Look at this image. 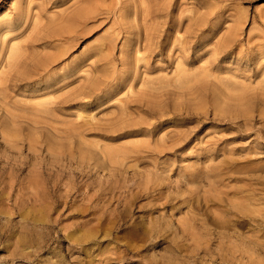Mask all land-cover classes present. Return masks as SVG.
I'll use <instances>...</instances> for the list:
<instances>
[{
	"label": "rangeland",
	"instance_id": "1",
	"mask_svg": "<svg viewBox=\"0 0 264 264\" xmlns=\"http://www.w3.org/2000/svg\"><path fill=\"white\" fill-rule=\"evenodd\" d=\"M0 264H264V0H0Z\"/></svg>",
	"mask_w": 264,
	"mask_h": 264
},
{
	"label": "bare ground",
	"instance_id": "2",
	"mask_svg": "<svg viewBox=\"0 0 264 264\" xmlns=\"http://www.w3.org/2000/svg\"><path fill=\"white\" fill-rule=\"evenodd\" d=\"M87 14H88V12L80 11L78 13H75V14L67 17L66 20H67L69 25L67 27H65L64 29L57 30L59 32L58 34H60V36L63 37V34L67 33L66 31H72V29L75 28L74 24L78 23L79 19H81L82 17H85Z\"/></svg>",
	"mask_w": 264,
	"mask_h": 264
}]
</instances>
